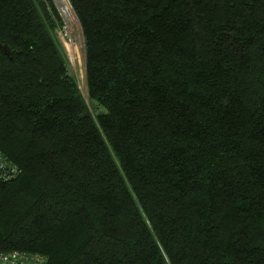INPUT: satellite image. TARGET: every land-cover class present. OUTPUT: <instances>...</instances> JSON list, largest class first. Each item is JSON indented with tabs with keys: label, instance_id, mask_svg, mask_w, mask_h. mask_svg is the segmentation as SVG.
I'll use <instances>...</instances> for the list:
<instances>
[{
	"label": "trees",
	"instance_id": "obj_1",
	"mask_svg": "<svg viewBox=\"0 0 264 264\" xmlns=\"http://www.w3.org/2000/svg\"><path fill=\"white\" fill-rule=\"evenodd\" d=\"M0 0V251L47 264H264V0Z\"/></svg>",
	"mask_w": 264,
	"mask_h": 264
},
{
	"label": "rangeland",
	"instance_id": "obj_2",
	"mask_svg": "<svg viewBox=\"0 0 264 264\" xmlns=\"http://www.w3.org/2000/svg\"><path fill=\"white\" fill-rule=\"evenodd\" d=\"M61 3L64 9L61 15L63 26L56 31L57 39L61 44L69 71L76 80L86 104L92 110L86 82V50L82 29L70 5L62 0Z\"/></svg>",
	"mask_w": 264,
	"mask_h": 264
},
{
	"label": "built area",
	"instance_id": "obj_3",
	"mask_svg": "<svg viewBox=\"0 0 264 264\" xmlns=\"http://www.w3.org/2000/svg\"><path fill=\"white\" fill-rule=\"evenodd\" d=\"M53 1L60 15H62V12L64 10L62 6L63 3H61V0H59V2H57V0H53ZM62 1H65L70 5L68 0H62ZM18 174H19L18 167L12 164L11 162L4 160L3 157L0 156V182L10 181L15 177H17ZM0 264H47V263H46V259L39 253L13 250L8 252L0 251Z\"/></svg>",
	"mask_w": 264,
	"mask_h": 264
},
{
	"label": "water",
	"instance_id": "obj_4",
	"mask_svg": "<svg viewBox=\"0 0 264 264\" xmlns=\"http://www.w3.org/2000/svg\"><path fill=\"white\" fill-rule=\"evenodd\" d=\"M1 48L7 53V55L12 59V52L9 50L7 46L0 45Z\"/></svg>",
	"mask_w": 264,
	"mask_h": 264
}]
</instances>
